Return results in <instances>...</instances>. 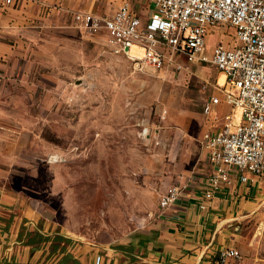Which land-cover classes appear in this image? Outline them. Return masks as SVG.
<instances>
[{"label": "rangeland", "instance_id": "374dc122", "mask_svg": "<svg viewBox=\"0 0 264 264\" xmlns=\"http://www.w3.org/2000/svg\"><path fill=\"white\" fill-rule=\"evenodd\" d=\"M234 36L229 26L212 28L205 55L213 46L231 45ZM62 58L69 60L33 66L39 123L29 125L35 112L24 94L23 124L37 141L25 138L6 184L35 204L37 229L86 239L139 229L169 177L162 164L179 173H206L201 136L211 121L204 104L220 76L205 64L165 79L91 44L72 47ZM170 116L190 144L161 162L152 158L150 133L158 135ZM258 198L264 203V182Z\"/></svg>", "mask_w": 264, "mask_h": 264}, {"label": "crops", "instance_id": "0c3cea01", "mask_svg": "<svg viewBox=\"0 0 264 264\" xmlns=\"http://www.w3.org/2000/svg\"><path fill=\"white\" fill-rule=\"evenodd\" d=\"M126 1L141 22L148 21L149 0H13L10 6L0 0V264H95L98 256L100 264H218L219 253L224 250H235L240 256L226 264H264V203L258 198L264 177L253 178L246 185L235 178L214 195L205 209H200L204 179L211 172L204 148L206 173L191 170L184 174L161 165L162 172L169 175L162 179V193L171 184L186 185L174 203L164 209L157 203L139 229L103 239L76 238L37 229L35 204L6 184L15 172L25 138L37 141L32 130L26 134L23 124L24 111L28 110L22 100L24 94L30 97L29 110L35 112L34 118L29 114V125L33 127V121L35 126L39 123L37 98L35 95L33 99L31 89L33 66L67 62L69 59L62 58L64 54L68 58L72 47L80 50L87 44L107 55H115L104 30L87 34L74 21L73 14L110 18ZM131 53L140 55L136 48ZM180 62L185 63L183 58ZM205 64L209 63H194L190 67ZM182 72L165 67L159 73L168 79ZM218 74L220 81L210 97H217L219 104L212 106L208 114L204 113L211 123L202 136L218 130L226 116L240 119L223 101L224 78ZM157 137L159 144L152 147L155 160L175 157L183 146L190 144L188 139L183 140L180 127L171 116ZM27 234L30 237L37 234L47 241L28 244ZM57 237L64 241L56 242Z\"/></svg>", "mask_w": 264, "mask_h": 264}, {"label": "built area", "instance_id": "2783aa9c", "mask_svg": "<svg viewBox=\"0 0 264 264\" xmlns=\"http://www.w3.org/2000/svg\"><path fill=\"white\" fill-rule=\"evenodd\" d=\"M10 6L13 0H3ZM148 21L141 22L129 2H123L110 18L89 13L73 14L87 34L104 30L112 52L124 55L137 70L160 72L172 67L187 71L194 63H209L224 78L226 105L239 114V121L226 116L222 126L202 136V146L211 168L204 179L200 209L235 178L248 184L264 177V0H149ZM229 26L235 31L231 45L213 46L205 55L206 39L212 28ZM136 48L140 55L131 53ZM183 58L185 63L180 62ZM219 104L210 97L204 107L208 114ZM147 135V131L144 132ZM159 144L157 135L150 133ZM186 185L171 184L159 196V208L174 203ZM240 259L235 250L219 253L218 264ZM98 256L95 264H100Z\"/></svg>", "mask_w": 264, "mask_h": 264}, {"label": "trees", "instance_id": "16d2710c", "mask_svg": "<svg viewBox=\"0 0 264 264\" xmlns=\"http://www.w3.org/2000/svg\"><path fill=\"white\" fill-rule=\"evenodd\" d=\"M10 223V221L9 222H7V224H6V228H7V226H8V224ZM22 231H23V228H22ZM30 235L31 234H27V237H29L28 239H27V243L28 244H35V243H40V242H42V241H47V239L46 238H43V237H41V236H39V235H37V234H34V235H32L31 237H30ZM55 241L57 242H63L64 241V239L63 238H60V237H57V238H55ZM54 248H56L55 246H54Z\"/></svg>", "mask_w": 264, "mask_h": 264}]
</instances>
